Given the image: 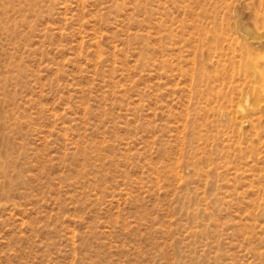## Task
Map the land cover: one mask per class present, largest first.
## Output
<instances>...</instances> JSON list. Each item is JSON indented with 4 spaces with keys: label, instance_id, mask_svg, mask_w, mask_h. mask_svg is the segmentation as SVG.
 <instances>
[{
    "label": "rangeland",
    "instance_id": "1",
    "mask_svg": "<svg viewBox=\"0 0 264 264\" xmlns=\"http://www.w3.org/2000/svg\"><path fill=\"white\" fill-rule=\"evenodd\" d=\"M0 264H264V0H0Z\"/></svg>",
    "mask_w": 264,
    "mask_h": 264
},
{
    "label": "bare ground",
    "instance_id": "2",
    "mask_svg": "<svg viewBox=\"0 0 264 264\" xmlns=\"http://www.w3.org/2000/svg\"><path fill=\"white\" fill-rule=\"evenodd\" d=\"M191 74H192V73H191ZM239 107H240V111L243 112V111H244L243 107H241V106H239Z\"/></svg>",
    "mask_w": 264,
    "mask_h": 264
}]
</instances>
